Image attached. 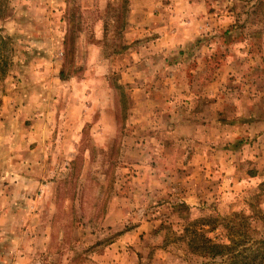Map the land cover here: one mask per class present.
Here are the masks:
<instances>
[{"label":"rangeland","instance_id":"rangeland-1","mask_svg":"<svg viewBox=\"0 0 264 264\" xmlns=\"http://www.w3.org/2000/svg\"><path fill=\"white\" fill-rule=\"evenodd\" d=\"M195 1L0 0V264L262 256L264 0Z\"/></svg>","mask_w":264,"mask_h":264},{"label":"crops","instance_id":"crops-1","mask_svg":"<svg viewBox=\"0 0 264 264\" xmlns=\"http://www.w3.org/2000/svg\"><path fill=\"white\" fill-rule=\"evenodd\" d=\"M179 1L180 2H177V0H172V2H171L170 5L166 3L167 5H162L161 8L157 9L156 10L158 12L157 14L155 12H153V15L155 16V14H156L155 17L157 18V20L159 22H161V24L159 25L160 31L166 32V29L167 28L169 29V25L166 24L167 23L166 20H168V23H169V7L174 8L173 10H170V12H171L170 19L172 21H177L176 22L177 24H179V22H182V24H183V20L186 19L187 25H184L183 24V27H188L190 24L192 25L193 24V21L197 19L198 16H197V14L195 12L197 9H199L200 11H203V9H204V6L202 5V3L200 4V3H198V1L192 2L191 4L189 3L190 0H179ZM185 1L187 2V6L185 8L177 9V6L176 5L178 3H181L182 4ZM150 2H159V0H132L131 7H132L133 10H131V20H130V22L133 23L132 26L133 27L135 26L136 29H137L138 24L140 23V21L145 17L143 15V13H142V10L144 9L143 7H146V6H143V5H147ZM175 2H177V3H175ZM197 5H198V7L195 10V6H197ZM172 23L174 25V22H172ZM163 40H165V39H163ZM46 87H48V86H46ZM22 108L23 109H26V108L27 109H32L29 106V104H27L25 107L23 106ZM46 112H47L46 116H44V114H38L35 117L37 118V120L45 121V119L49 115V111H46ZM46 127H47V131H48L49 124L46 125ZM58 134L61 135V132H58ZM71 135H72L71 133L70 134H67V136L66 137L64 136V138L65 139H67V138L70 139L72 137ZM76 136L77 135H74V137H76ZM37 150H39V147L36 148L35 150H30V146H28L27 149L22 148V152L20 151V154H21V157H20V159H21V166L26 167V168H30V167L32 168L34 165H36V162L31 161L30 155H32L33 153H35ZM55 151H57V147H56ZM66 151H67V148L65 147L63 151L62 150H58V152H56V154H57V156H59L61 154L62 155H66V154L69 155V153L66 152ZM40 164L42 165L43 162L41 161ZM24 181L21 182V187H23V186L29 187V186H34V185L35 186L36 185L39 186V182L38 181H37V183H35V182H28L26 180H24ZM40 186L43 187V188H45V186L43 184H41ZM47 186L49 187V184ZM55 190H56V188H55ZM43 192L44 191L42 190V193Z\"/></svg>","mask_w":264,"mask_h":264},{"label":"trees","instance_id":"trees-1","mask_svg":"<svg viewBox=\"0 0 264 264\" xmlns=\"http://www.w3.org/2000/svg\"><path fill=\"white\" fill-rule=\"evenodd\" d=\"M60 79H63L62 72H60ZM217 247L219 246H216V245L212 246L211 252H213L212 250H215ZM262 247L264 249V242H262ZM212 255L216 256L215 254H212ZM261 255L262 256H258L257 254L254 255V253H252V257H251V260H249V263L235 261L234 264H264V251L262 252ZM259 257H260V260H259Z\"/></svg>","mask_w":264,"mask_h":264}]
</instances>
